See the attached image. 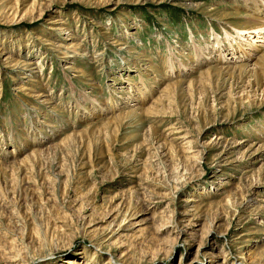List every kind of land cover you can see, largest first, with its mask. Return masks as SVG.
<instances>
[{
  "label": "rangeland",
  "instance_id": "1",
  "mask_svg": "<svg viewBox=\"0 0 264 264\" xmlns=\"http://www.w3.org/2000/svg\"><path fill=\"white\" fill-rule=\"evenodd\" d=\"M260 2L0 0V264H264Z\"/></svg>",
  "mask_w": 264,
  "mask_h": 264
},
{
  "label": "bare ground",
  "instance_id": "2",
  "mask_svg": "<svg viewBox=\"0 0 264 264\" xmlns=\"http://www.w3.org/2000/svg\"><path fill=\"white\" fill-rule=\"evenodd\" d=\"M249 7H250V6H249ZM251 7H252V6H251ZM262 7H263V10H264V2L257 3V7H255V9H256V10H259V12H260V11L262 10ZM256 10H255V11H256ZM258 15H259L258 13L255 15L256 17H255L254 19H255L256 21H257V20H260V18H261V17H259ZM263 19H264V18H263ZM261 20H262V18H261ZM254 24H255V23H254ZM254 24H253V25H254ZM255 26H256V25H255ZM255 26H253V27H255ZM256 27H257V26H256Z\"/></svg>",
  "mask_w": 264,
  "mask_h": 264
}]
</instances>
